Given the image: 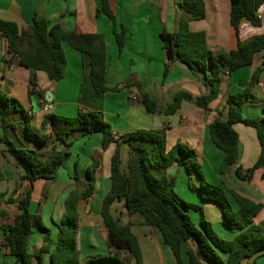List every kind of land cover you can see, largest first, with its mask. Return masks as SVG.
<instances>
[{
	"label": "crops",
	"instance_id": "1",
	"mask_svg": "<svg viewBox=\"0 0 264 264\" xmlns=\"http://www.w3.org/2000/svg\"><path fill=\"white\" fill-rule=\"evenodd\" d=\"M182 0H108L111 10L117 20V32L121 25L125 28V46L122 52L114 34L113 22L104 14L97 15L102 8V0H0V19L17 23L20 33H34V18L47 19L51 25L62 24L68 30H76L80 34H100L105 37L107 48L106 78L110 88L118 87L119 92H106L94 95L90 78V59L63 44L67 57V67L64 78L52 82L44 72L32 73L19 65V59L8 53V42L0 36V90L16 98L22 106L33 115L32 127L41 132L44 122L51 114L75 117L80 111L95 110L103 113L107 122L112 125L116 136L135 130H162L166 125L167 150L172 149L177 142L196 150L203 166L206 180L214 185L223 186L219 175L221 162L225 153L218 149L211 140L209 126L215 119L226 121L229 116L227 99L231 94L242 92L252 79L254 72L262 67L263 53L254 57L253 64L224 75L218 98L209 109L203 110L192 102L183 100L178 111L171 116L149 113L141 102L140 90L131 83H140L145 91L161 108L171 104L180 92L189 93L194 97L208 92L202 73H192L185 65L176 62L168 75L164 76L167 64L166 50L161 38L165 29L168 33H176L179 22L185 15L180 3ZM206 17L201 21L189 24L192 32L205 31L208 47L214 56L228 53L237 48L238 37L230 24V0H204ZM259 26L243 20L240 24L239 39L245 43L254 36L264 33V4L258 11ZM36 77L37 86L32 89L30 80ZM34 92V95L31 92ZM35 94L41 96L37 99ZM49 99L52 109L45 111L42 101ZM33 110V112H32ZM244 116L250 119L264 120V71L260 74L251 97L244 105ZM21 114H15L12 120H21ZM46 131H51L47 124ZM238 137L239 158L232 167L227 184L241 196L256 203L263 204V209L255 218L257 224L264 223V170L258 169L250 181L241 180L237 171L243 174L251 168L261 156V146L256 131L244 124L233 127ZM6 135L20 148H31L44 155L53 151H64L66 146L52 140L45 145L31 141L23 129H3L0 127V139ZM68 142L70 158L58 170L57 180H37L31 185L22 180L19 169L13 158L3 154L6 146L0 142V197L4 194L0 211L5 218L2 222L11 223L19 213L17 202L8 204L7 199L14 194L15 199L22 198L28 190H32L29 211L42 217L45 226L51 230L54 243L58 239V225L62 223L65 213L67 195L75 189V166L77 164L81 175V190L86 185L87 171L94 163L98 165L92 170L94 175V193L87 201L78 204L79 233L78 247L80 259L84 262L90 258L105 256L109 250V232L101 216L102 203L111 189V160L116 145L111 144L102 151L103 136L101 133L88 135L84 132H74ZM128 146L121 148L122 166L128 162ZM125 156L127 162L123 165ZM176 173V174H175ZM175 174V175H174ZM170 178L179 176L185 189L181 196L192 204L204 209L206 219L213 225L217 233L226 240L236 236L224 225L221 207L212 202H205L201 193L192 186L197 181H191L183 167L177 164L168 169ZM188 181V182H187ZM73 185V186H72ZM237 209V205L233 204ZM115 218L122 224H128L130 219L123 203L116 202L112 206ZM197 211L190 210L195 223L200 217L194 216ZM132 232L136 235L142 251L143 264H177L171 250L164 244L158 230L151 227L133 225ZM4 233L0 230V264H18L10 250L4 246ZM44 245V234L35 230L29 238L28 251L37 252ZM53 248V247H52ZM184 264L188 263L185 253L182 255ZM224 264L227 255L223 254ZM36 264L37 260H35ZM44 264H52L50 254L43 255ZM240 264H248V260ZM256 264H264V255Z\"/></svg>",
	"mask_w": 264,
	"mask_h": 264
},
{
	"label": "trees",
	"instance_id": "2",
	"mask_svg": "<svg viewBox=\"0 0 264 264\" xmlns=\"http://www.w3.org/2000/svg\"><path fill=\"white\" fill-rule=\"evenodd\" d=\"M264 0H230V24L238 37L237 48L228 53L214 56L208 47L205 31L192 32L189 24L201 21L206 17L204 0H182L180 7L184 16L179 22L176 33H168L165 29L161 38L166 50V77L174 63L185 65L192 73H202L208 92L194 97L189 93L180 92L174 101L165 108L141 90L140 83L127 82L126 86L134 85L140 90L141 102L149 113L164 116L174 115L183 100L192 102L196 107L208 110L220 92L222 77L253 64L254 57L263 53L262 67L257 69L249 84L242 92L231 94L227 99L229 116L226 121L215 119L209 126L210 137L214 145L226 155L221 162L219 175L223 186L208 182L203 166L196 150L177 142L167 150L166 125L162 130H135L116 136L112 125L107 122L100 111H80L75 117L51 114L44 122L42 131L37 132L32 127L34 117L14 97L0 90V127L14 130L23 129L26 136L33 142L45 145L52 140L67 148L64 151H53L49 155L31 149L20 148L6 135L0 142L4 143V151L13 158L16 166L22 170L20 178L31 185L37 180H57L58 170L70 158L69 148L72 142L68 139L74 132H84L88 135L101 133L103 136L102 151L115 144V152L111 160V189L105 196L101 216L109 232L110 250L105 256L90 258L84 262L80 259L78 247L80 201H87L94 193L93 169L94 163L87 171V185L81 190V175L75 166V189L65 200V213L62 223L58 225V239L54 243L51 230L44 225L42 217L29 211L32 190L26 191L22 198L15 199L12 194L7 203L17 202L19 213L11 223L2 222L5 218L0 211V230L4 233V246L16 258L18 264L43 263V255L50 254L52 264H143L142 251L136 235L132 232L133 225L151 227L158 230L164 244L171 250L177 264H184L182 255L185 253L189 264H224L223 254L227 255V264H240L253 254L264 249V223L257 224L255 218L263 209V204L256 203L241 196L227 184L232 167L239 158L238 137L233 131L237 124L253 128L261 146V156L245 174L237 171V176L244 181H250L258 169L264 170V120L250 119L244 116V105L248 100L260 74L264 71V33L254 36L243 43L239 39L240 24L243 20L254 26H259L258 11ZM106 15L114 24V34L120 52L125 46V28L117 32V20L111 10L108 0H102V8L97 15ZM0 36L8 42V53L16 55L19 65L32 73L44 72L50 81L58 82L64 78L67 67V57L63 44L87 55L90 59V78L94 95L106 92H119L118 87L110 88L106 78L107 48L105 37L100 34H80L76 30H68L62 24L51 25L47 19L34 18V33L23 36L17 23L0 19ZM30 85L34 91L37 86L36 77L32 76ZM31 92L34 95V92ZM37 99L40 95L35 94ZM33 112V110H32ZM21 114V120H12L15 114ZM50 124L51 131H46ZM128 146V162L123 168L121 148ZM177 164L183 167L197 184V189L205 202H212L221 207L224 225L236 236L231 240L220 237L213 225L206 219L204 209L200 205L187 202L176 193V181L168 175V169ZM5 195L0 197V206ZM123 203L128 217L132 220L122 224L115 218L112 206ZM233 204L237 205V209ZM190 210L200 214L199 223H195ZM38 230L44 234V245L35 253L28 251L29 238ZM53 247V248H52Z\"/></svg>",
	"mask_w": 264,
	"mask_h": 264
},
{
	"label": "rangeland",
	"instance_id": "3",
	"mask_svg": "<svg viewBox=\"0 0 264 264\" xmlns=\"http://www.w3.org/2000/svg\"><path fill=\"white\" fill-rule=\"evenodd\" d=\"M128 150V149H127ZM127 153H128V151H127ZM127 162V156H125V158H124V161H123V165L125 164ZM176 174V173H175ZM174 174V175H175ZM206 178V177H205ZM195 180V179H194ZM87 181V180H86ZM175 181H176V188H175V190H176V193L181 197V198H183L182 196H181V192H183L184 191V189H185V186H184V182L182 181V179L179 177V176H177L176 178H175ZM188 182V181H187ZM73 186V185H72ZM184 199V198H183ZM185 200V199H184ZM187 201V200H186ZM187 202H189V201H187ZM189 203H192V202H189ZM196 205V204H195ZM194 216H197V218H199L200 217V214H199V212H196V213H194ZM192 219H193V221L195 222V217L193 218L192 217ZM215 229V228H214ZM215 231H216V229H215ZM217 232V231H216ZM218 234V233H217ZM219 235V234H218ZM220 236V235H219ZM221 237V236H220Z\"/></svg>",
	"mask_w": 264,
	"mask_h": 264
},
{
	"label": "water",
	"instance_id": "4",
	"mask_svg": "<svg viewBox=\"0 0 264 264\" xmlns=\"http://www.w3.org/2000/svg\"><path fill=\"white\" fill-rule=\"evenodd\" d=\"M47 100L50 102L49 99H47ZM262 255H264V249H262V250L256 252L255 254H253V255L248 259V264H256L257 259H258L260 256H262Z\"/></svg>",
	"mask_w": 264,
	"mask_h": 264
},
{
	"label": "built area",
	"instance_id": "5",
	"mask_svg": "<svg viewBox=\"0 0 264 264\" xmlns=\"http://www.w3.org/2000/svg\"><path fill=\"white\" fill-rule=\"evenodd\" d=\"M15 57L18 58L16 55H15ZM42 103H43V109H44L45 111H50V110L52 109V106H51V104L49 103V101L47 100V98L44 99V100L42 101Z\"/></svg>",
	"mask_w": 264,
	"mask_h": 264
}]
</instances>
